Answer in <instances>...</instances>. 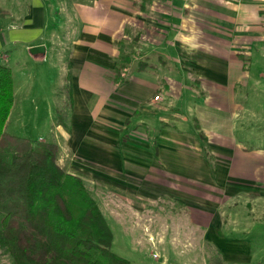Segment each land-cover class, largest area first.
I'll use <instances>...</instances> for the list:
<instances>
[{
  "label": "crops",
  "instance_id": "1",
  "mask_svg": "<svg viewBox=\"0 0 264 264\" xmlns=\"http://www.w3.org/2000/svg\"><path fill=\"white\" fill-rule=\"evenodd\" d=\"M125 53V80L114 82ZM0 63L12 72L10 112L42 63L45 84H57L52 103L68 98L42 137L55 143L63 170L128 197H169L173 205H149L160 242L165 216L176 218L155 264H199L192 250L170 255L182 232L215 250L220 264H264V121L242 124L247 113L264 120L262 0H0ZM160 64L177 70H156ZM170 87L173 119L153 99ZM244 95L256 100L253 112L240 106ZM190 107L193 123L180 127L176 115ZM210 190L220 205L209 204ZM122 208L137 209L144 229L151 226L145 205Z\"/></svg>",
  "mask_w": 264,
  "mask_h": 264
},
{
  "label": "trees",
  "instance_id": "2",
  "mask_svg": "<svg viewBox=\"0 0 264 264\" xmlns=\"http://www.w3.org/2000/svg\"><path fill=\"white\" fill-rule=\"evenodd\" d=\"M131 58L120 54L114 82ZM12 72L0 63V243L14 264H143L111 249V230L79 174L56 163V145L4 130Z\"/></svg>",
  "mask_w": 264,
  "mask_h": 264
},
{
  "label": "rangeland",
  "instance_id": "3",
  "mask_svg": "<svg viewBox=\"0 0 264 264\" xmlns=\"http://www.w3.org/2000/svg\"><path fill=\"white\" fill-rule=\"evenodd\" d=\"M159 71H171L173 74L177 70L175 66H168L160 64L156 67V70ZM263 72V71H262ZM31 74V72H30ZM34 76L28 79L27 88L23 91L22 96L23 99H20L21 95H16V102L13 105L12 111L9 115L8 125L5 126L4 130L9 133L29 137L31 140H44L42 137H45V124L48 123L50 118L51 112H53L54 116L59 112L57 108L64 109L68 106L69 100L66 97V101H60L59 103H52L54 100L51 96L53 95L52 91H57V84L53 86V88H48V85L45 84V64H41L38 66L37 69L33 71ZM187 86V84H185ZM13 86V85H12ZM13 90V88H12ZM186 90V89H185ZM184 90V91H185ZM54 92V93H55ZM194 85L189 92H187L186 98L191 99L192 96L189 94H194ZM158 95V94H157ZM161 96V95H160ZM177 93L173 91V88L170 87L169 93L162 94L160 99L161 103L163 104V112L168 113L169 116L173 119L174 115L172 113H177V108L175 104V97ZM159 97V95H158ZM240 106L246 107V111L249 112L250 110L253 112L252 108L256 105V100H252L251 98H246L244 95L242 98L239 99ZM66 102V105H65ZM13 103V101H12ZM175 104V105H174ZM12 107V104H11ZM10 107V109H11ZM57 107V108H56ZM17 108V109H16ZM50 108V109H49ZM192 108L190 109L185 108V112L182 114L176 115L177 123L180 127L185 128L186 124H192L193 119L190 117ZM182 112V111H181ZM58 116V115H57ZM164 116V115H162ZM186 116V117H185ZM261 118L264 115H258ZM8 118V117H7ZM187 119V121H186ZM213 121V117H211ZM255 121H258L260 124L262 119L259 117L256 118L254 114L247 113L245 115V119L243 120V126H251L255 125ZM261 125V124H260ZM262 127V125L260 126ZM249 135V134H248ZM217 147L215 145H210L208 148V156L213 160L215 164ZM214 157V159H213ZM56 163L57 156H56ZM59 165V164H58ZM83 179V178H82ZM88 180V181H87ZM89 178L86 179L88 184L86 188L94 197L98 207L100 208L105 220L112 231V246L111 249L117 255L123 256L129 259L132 262H139L143 264H155L158 263L159 257L156 256V252H160L161 246L166 243L164 240L167 239L168 241L171 239L173 235V231L171 228V222L175 223L176 218L172 217L170 219L169 216H165L166 221L168 222L167 230L164 234V239L162 242L158 241L157 236L155 235L159 230V227L153 224V219H156L155 223L158 222V217H155L154 211L152 207L150 208L149 205H173L167 196L164 198L162 196H155L153 193L150 195H143V194H133L132 196L128 197L129 193H127L123 189H115L111 190L110 188L105 189L101 185L97 183H89ZM210 205H220L219 200L221 198V194H219L218 190H210ZM122 205H145L147 210L146 212H142L141 215H145V219L147 222H152L151 226L148 228L143 227L138 215H140L137 209L129 208L124 210ZM163 213V212H162ZM181 215V214H180ZM164 216V215H163ZM162 216V217H163ZM182 217V218H181ZM1 218V214H0ZM182 222L185 220V215L180 216ZM151 219V220H150ZM179 219V218H178ZM181 222V221H180ZM170 224V225H169ZM147 231V232H146ZM156 231V232H155ZM196 231V230H195ZM151 235H150V234ZM149 234V235H148ZM148 236L150 238H148ZM193 248V249H192ZM170 255L174 256V253H178L183 255L185 252L192 250L194 253L199 255L196 259L199 264H202L201 259V250L205 249L207 252L206 264H220L219 255L215 250L212 248L208 249L204 243L201 241L194 243L191 242L189 239V235L187 236L185 232L181 234V241H179L176 247H167ZM139 250V253H138ZM142 250V253L140 254ZM141 256H140V255ZM170 257L166 264H183L184 258L183 257ZM0 264H14L11 256L5 249L4 245L0 243Z\"/></svg>",
  "mask_w": 264,
  "mask_h": 264
},
{
  "label": "built area",
  "instance_id": "4",
  "mask_svg": "<svg viewBox=\"0 0 264 264\" xmlns=\"http://www.w3.org/2000/svg\"><path fill=\"white\" fill-rule=\"evenodd\" d=\"M262 9L264 11V0H262ZM153 99H158V95L157 94H154L153 95Z\"/></svg>",
  "mask_w": 264,
  "mask_h": 264
},
{
  "label": "water",
  "instance_id": "5",
  "mask_svg": "<svg viewBox=\"0 0 264 264\" xmlns=\"http://www.w3.org/2000/svg\"><path fill=\"white\" fill-rule=\"evenodd\" d=\"M39 48H41V47H39V46H34L32 49L36 50V49H39Z\"/></svg>",
  "mask_w": 264,
  "mask_h": 264
}]
</instances>
